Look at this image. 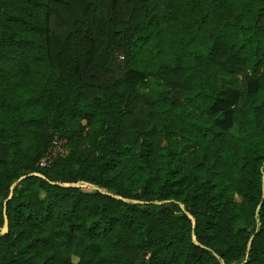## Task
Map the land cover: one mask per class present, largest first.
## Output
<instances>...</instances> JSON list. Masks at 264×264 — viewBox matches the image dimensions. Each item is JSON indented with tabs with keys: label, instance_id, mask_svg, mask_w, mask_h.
<instances>
[{
	"label": "trees",
	"instance_id": "1",
	"mask_svg": "<svg viewBox=\"0 0 264 264\" xmlns=\"http://www.w3.org/2000/svg\"><path fill=\"white\" fill-rule=\"evenodd\" d=\"M0 77V264H264V0H0Z\"/></svg>",
	"mask_w": 264,
	"mask_h": 264
},
{
	"label": "rangeland",
	"instance_id": "2",
	"mask_svg": "<svg viewBox=\"0 0 264 264\" xmlns=\"http://www.w3.org/2000/svg\"><path fill=\"white\" fill-rule=\"evenodd\" d=\"M3 79L0 77V81H2ZM150 84L155 87V88H158L160 86V82L156 79H150ZM65 139L64 138H54V142H53V146H52V149L53 151H56V150H60L64 153H66L69 149V147L67 146V144H65ZM83 187H90V185H87L85 183L82 184Z\"/></svg>",
	"mask_w": 264,
	"mask_h": 264
},
{
	"label": "built area",
	"instance_id": "3",
	"mask_svg": "<svg viewBox=\"0 0 264 264\" xmlns=\"http://www.w3.org/2000/svg\"><path fill=\"white\" fill-rule=\"evenodd\" d=\"M54 142V140H53ZM53 143L52 145L48 148L47 152L40 158L39 163L41 165H47L51 162V160L58 154H63L64 152L60 151V150H56L53 151L52 149Z\"/></svg>",
	"mask_w": 264,
	"mask_h": 264
},
{
	"label": "water",
	"instance_id": "4",
	"mask_svg": "<svg viewBox=\"0 0 264 264\" xmlns=\"http://www.w3.org/2000/svg\"><path fill=\"white\" fill-rule=\"evenodd\" d=\"M19 178H21V177H19ZM10 195H11V193L9 194V196ZM4 220H5V223H4L3 227H2L3 231H5L7 229V216L5 214V208H4Z\"/></svg>",
	"mask_w": 264,
	"mask_h": 264
}]
</instances>
